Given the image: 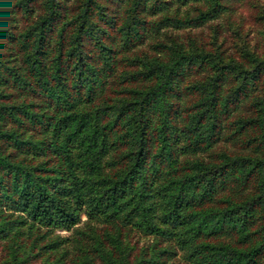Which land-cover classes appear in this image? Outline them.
I'll return each mask as SVG.
<instances>
[{
	"label": "trees",
	"instance_id": "obj_1",
	"mask_svg": "<svg viewBox=\"0 0 264 264\" xmlns=\"http://www.w3.org/2000/svg\"><path fill=\"white\" fill-rule=\"evenodd\" d=\"M243 1L0 0V264H264Z\"/></svg>",
	"mask_w": 264,
	"mask_h": 264
},
{
	"label": "rangeland",
	"instance_id": "obj_2",
	"mask_svg": "<svg viewBox=\"0 0 264 264\" xmlns=\"http://www.w3.org/2000/svg\"><path fill=\"white\" fill-rule=\"evenodd\" d=\"M221 29L226 35L227 43L225 45L237 46L242 44L249 48L264 49V0H245L241 2L236 11L225 21L221 19ZM204 32H208L207 27H204ZM224 35L217 37L218 40ZM248 42H246L245 40ZM83 219L85 216L83 215ZM67 234L68 231L61 230ZM146 236L137 232H131L130 241L134 245L140 246L147 241Z\"/></svg>",
	"mask_w": 264,
	"mask_h": 264
}]
</instances>
